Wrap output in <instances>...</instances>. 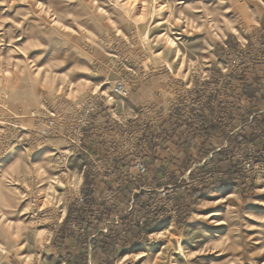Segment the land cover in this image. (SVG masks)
Returning <instances> with one entry per match:
<instances>
[{
    "label": "rangeland",
    "instance_id": "rangeland-1",
    "mask_svg": "<svg viewBox=\"0 0 264 264\" xmlns=\"http://www.w3.org/2000/svg\"><path fill=\"white\" fill-rule=\"evenodd\" d=\"M95 96L79 136L42 122ZM166 142L169 172L138 176ZM167 185L169 215L140 226L131 201ZM92 209L128 213L120 237ZM0 264H264V0H0Z\"/></svg>",
    "mask_w": 264,
    "mask_h": 264
},
{
    "label": "built area",
    "instance_id": "built-area-1",
    "mask_svg": "<svg viewBox=\"0 0 264 264\" xmlns=\"http://www.w3.org/2000/svg\"><path fill=\"white\" fill-rule=\"evenodd\" d=\"M130 86H131L130 81L127 80V79H122L121 78V79L115 80L112 83V86H111V94H112L113 97H116V98L117 97L118 98L119 97L120 98H124V97H126L129 94ZM88 100H89V98L84 101L83 108H85L86 104L90 108H87L85 110V112L83 113V118H81L82 113H80V115H79L80 117L79 118L74 119L73 115L71 114V116H69L68 119L67 118L64 119V115L63 114H58L57 112H54V111H43L41 113L42 114V116H41L42 122L44 124H46L47 126L56 127L55 130H57V127H58L59 124H63V123L64 124H68V130H69L68 134H70V135L72 134L74 136H79V135H81V133H80L81 127L78 124L81 123L83 126L86 125L85 117L87 116V114L89 112L93 111L92 106H94V108H97V106H96V101H97L96 96L93 97V99H91L89 101ZM74 108H76V107H74ZM53 120H57V121L54 123ZM75 122H78V123H75ZM130 133H131L130 136L133 137V143H134V145H136L135 147L137 148L138 147L137 145H140L141 142H139V137H136V135L137 134L138 135L141 134V132L140 133H136V130L133 129V130H131ZM125 135H127V133H125ZM66 141H67V148H71V147H77L78 148L79 147V144L75 143V141H73V137L72 136H71V139L67 138ZM132 149L134 150V148H132ZM131 167L137 172L138 176H144V175L147 174V169L148 168H147V165H146V161L143 158H141L140 156H138V158L133 160V162L131 164ZM121 173L123 174V176H125L127 178H131L132 177V175L129 174L128 172H126V171L120 170L119 174H121ZM142 190H143V188H140V190L136 191L135 193L141 194ZM169 192H170L169 191V185L157 188V189H155V192L153 194H151L150 198H148L147 196L143 195V196L140 197V201H138V199L135 200V201L134 200L131 201V204L129 205L128 210L134 208L135 210L138 209V212L139 211L142 212L141 213L142 215L146 214L145 216L140 217V220L138 219V224L140 226L143 225L145 218H147V219L153 218L152 217L153 214H156L155 218H158L159 220H161L163 218V215H169V203L171 205V200L169 199V197H170V193ZM84 195H86V194H84ZM114 197H115L114 194H108V195H106V196H104L102 198V201H103L102 204L104 205V207L106 209H109V208L114 209L115 208L116 202H115ZM82 199H84V197L83 198H79L78 201L81 202ZM144 199H147V201H149V202H146L147 204L143 208V204H145V203H143L142 206H141V205H139V202L140 203L144 202ZM133 203H134V205H132ZM152 206H154L152 209H155V208H157V209H155V210H153L151 212H147L149 207H152ZM92 210L94 212L91 215L92 217L90 218V223H92L93 225L98 224V226L100 227L98 229V231L100 233H102L103 235H110V236H115L117 234L116 237H120L119 231H121L122 229H125V227H124V225L122 223V219H123V216L127 215L128 213L125 214V211H123L122 214L117 215V216H114L112 214L110 216V218H108L107 220L99 222L98 221L99 213L97 214L94 209H92ZM155 211H157V212H155ZM86 217L87 216H84V218H86ZM113 223H114V225H116V229L107 230L106 228H102V226L104 224H113ZM71 225H76V223L74 222ZM77 225H79V224L77 223ZM127 228H128V226H127ZM141 236H144V234L141 233Z\"/></svg>",
    "mask_w": 264,
    "mask_h": 264
},
{
    "label": "bare ground",
    "instance_id": "bare-ground-1",
    "mask_svg": "<svg viewBox=\"0 0 264 264\" xmlns=\"http://www.w3.org/2000/svg\"><path fill=\"white\" fill-rule=\"evenodd\" d=\"M218 8V7H217ZM216 8L213 9H205V16H206V23H207V27L212 31H216V37L218 39H222L225 37V33L226 31H233L236 30L235 25L232 24V22H230L227 19V15L222 12L219 13V11H215ZM191 16V15H189ZM188 16V17H189ZM193 20V19H192ZM200 22V20L198 21ZM205 22H203L204 24ZM203 199H200L199 201H202ZM203 204V203H202ZM200 206V205H198ZM173 228V225L170 224L168 225V227H163L162 229H160L158 232H156V234H164L165 232L171 230ZM125 256H129V254L125 255Z\"/></svg>",
    "mask_w": 264,
    "mask_h": 264
},
{
    "label": "crops",
    "instance_id": "crops-1",
    "mask_svg": "<svg viewBox=\"0 0 264 264\" xmlns=\"http://www.w3.org/2000/svg\"><path fill=\"white\" fill-rule=\"evenodd\" d=\"M165 117H168V114H166ZM166 125H168L167 120L166 122H163L162 126ZM165 144L167 145L161 148V150L152 149L150 154L145 153L149 156L145 157L148 161L147 166L153 175H162L163 173L169 172V160L173 159L174 153L169 150V142H166Z\"/></svg>",
    "mask_w": 264,
    "mask_h": 264
},
{
    "label": "trees",
    "instance_id": "trees-1",
    "mask_svg": "<svg viewBox=\"0 0 264 264\" xmlns=\"http://www.w3.org/2000/svg\"><path fill=\"white\" fill-rule=\"evenodd\" d=\"M249 89V88H248ZM228 182L227 181H225V180H223V181H221V182H219L218 184L219 185H226ZM204 193H202V195H203ZM196 195H200V193L199 194H196Z\"/></svg>",
    "mask_w": 264,
    "mask_h": 264
}]
</instances>
